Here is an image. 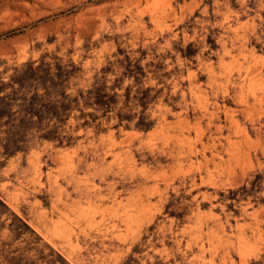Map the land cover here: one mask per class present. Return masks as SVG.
<instances>
[{
	"label": "rangeland",
	"instance_id": "rangeland-1",
	"mask_svg": "<svg viewBox=\"0 0 264 264\" xmlns=\"http://www.w3.org/2000/svg\"><path fill=\"white\" fill-rule=\"evenodd\" d=\"M0 86V264H264V0H0Z\"/></svg>",
	"mask_w": 264,
	"mask_h": 264
},
{
	"label": "trees",
	"instance_id": "trees-1",
	"mask_svg": "<svg viewBox=\"0 0 264 264\" xmlns=\"http://www.w3.org/2000/svg\"><path fill=\"white\" fill-rule=\"evenodd\" d=\"M36 69L28 67L25 74L32 75ZM4 87L0 86V156L9 157L18 151H24L30 141L36 137L55 138L56 128L35 125L37 120H42L45 111L40 108H10V94H2ZM48 112V111H46ZM17 117L14 118V116ZM18 118L20 122L14 123ZM37 118V119H35ZM36 120V121H35Z\"/></svg>",
	"mask_w": 264,
	"mask_h": 264
},
{
	"label": "bare ground",
	"instance_id": "bare-ground-1",
	"mask_svg": "<svg viewBox=\"0 0 264 264\" xmlns=\"http://www.w3.org/2000/svg\"><path fill=\"white\" fill-rule=\"evenodd\" d=\"M154 2H155V1H154ZM156 2H157V0H156ZM152 3H153V2H152ZM159 3H160V2H159ZM169 3H170V2H169ZM154 4H155V3H154ZM152 6H153V5H152ZM164 6H165V5H164ZM155 7H156V6H155ZM157 7H158V6H157ZM156 9H157V8H156ZM168 9H169V8H168ZM170 9H171V8H170ZM170 9H169V10H170ZM152 12H153V11H152ZM165 13H166V12H165ZM170 13H171V12H170ZM168 14H169V13H168ZM168 14H167V15H168ZM173 14H174V11H173ZM164 16H165V15H164ZM156 17H157V16H156ZM154 18H155V17H154ZM162 20H163V19H162ZM248 76H249V75H248Z\"/></svg>",
	"mask_w": 264,
	"mask_h": 264
}]
</instances>
